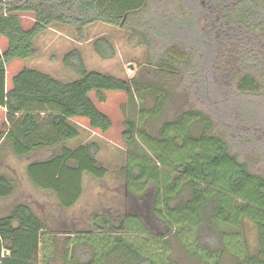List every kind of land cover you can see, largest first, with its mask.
Returning a JSON list of instances; mask_svg holds the SVG:
<instances>
[{
    "label": "trees",
    "instance_id": "1",
    "mask_svg": "<svg viewBox=\"0 0 264 264\" xmlns=\"http://www.w3.org/2000/svg\"><path fill=\"white\" fill-rule=\"evenodd\" d=\"M21 14L33 16L30 28ZM94 24L153 48L149 70L126 79L87 71L73 49L62 63L76 80L25 68L7 89L6 67L36 58L47 29L70 28L83 41ZM0 37V153L53 150L27 166L33 187L68 211L85 175L108 174L95 143L65 145L79 137L71 119L111 129L92 94L100 104L106 93L126 95L128 149L115 207L85 225L54 227L27 203L11 205L0 215V264H264V0H0ZM92 45L99 58L115 57L107 39ZM175 94L191 106L169 117ZM15 191L0 173V202Z\"/></svg>",
    "mask_w": 264,
    "mask_h": 264
},
{
    "label": "rangeland",
    "instance_id": "2",
    "mask_svg": "<svg viewBox=\"0 0 264 264\" xmlns=\"http://www.w3.org/2000/svg\"><path fill=\"white\" fill-rule=\"evenodd\" d=\"M21 23L24 29L32 26L34 19L31 14H21ZM130 30L112 28L102 24L90 25L84 32V40L79 41L74 31L70 28L54 26L40 35L35 43L38 50L36 58L19 61L14 60L6 67V85L10 88L12 77L22 69H32L50 75L61 82H71L77 76L64 67L62 58L70 50L79 51L87 71H96L104 75L120 79L131 78L140 72L149 70V62L154 58L155 50L139 45L136 37H132ZM153 36V35H149ZM107 39L115 50V57L104 60L99 58L93 50V42L97 38ZM152 45L158 43L154 38ZM5 39L0 37V55L6 48ZM170 84H167V86ZM106 101L100 104L92 94L90 98L96 107L111 120V129L102 134L98 130L89 128L84 119H71L70 123L78 130L77 140L69 142L70 149L81 145L95 143L99 148L97 161L108 171L106 177L97 180L89 176L83 177V194L77 205L68 210L61 211L56 199L50 193L43 192L33 187L25 176V165L30 161L41 160L49 157L53 150H40L29 157L18 158L10 150L0 153V173L7 175L15 181L16 191L8 200L0 202V215H5L8 208L17 202L27 203L36 213L49 220L50 225L59 227L61 223L69 225L72 222H88V217L94 212H104L112 207L115 199L121 194L118 186L117 172L125 164L128 149L122 140L124 130V115L121 106L126 104V95L122 92L106 93ZM172 97L167 109V116H172L185 107H190V102L185 98ZM0 115V127H1ZM67 144V143H66Z\"/></svg>",
    "mask_w": 264,
    "mask_h": 264
},
{
    "label": "crops",
    "instance_id": "3",
    "mask_svg": "<svg viewBox=\"0 0 264 264\" xmlns=\"http://www.w3.org/2000/svg\"><path fill=\"white\" fill-rule=\"evenodd\" d=\"M6 87H7V85H6ZM0 115H1V123H3L4 121H5V112H4V110L2 109V108H0ZM77 119H81V118H77ZM70 142H72V141H70ZM68 143L69 142H67V144H65L66 145V147L67 148H69L70 149V147H68ZM40 151V149H38V150H35V152H39ZM34 153V151L31 153V155ZM24 158V157H23ZM38 161V160H37ZM33 161H30V162H28L26 165H25V176L27 177V179H28V176H27V173H26V168H27V166L30 164V163H32ZM28 181H29V179H28ZM30 182V181H29ZM31 184V183H30ZM32 185V184H31ZM39 190V189H38Z\"/></svg>",
    "mask_w": 264,
    "mask_h": 264
}]
</instances>
